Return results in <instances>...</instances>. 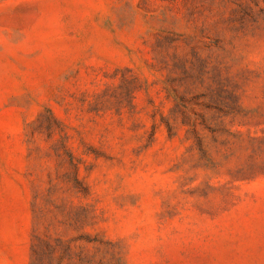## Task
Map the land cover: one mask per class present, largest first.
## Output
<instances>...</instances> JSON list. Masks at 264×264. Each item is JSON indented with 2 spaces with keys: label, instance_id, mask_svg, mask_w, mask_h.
<instances>
[{
  "label": "rangeland",
  "instance_id": "1",
  "mask_svg": "<svg viewBox=\"0 0 264 264\" xmlns=\"http://www.w3.org/2000/svg\"><path fill=\"white\" fill-rule=\"evenodd\" d=\"M0 264H264V0H0Z\"/></svg>",
  "mask_w": 264,
  "mask_h": 264
}]
</instances>
